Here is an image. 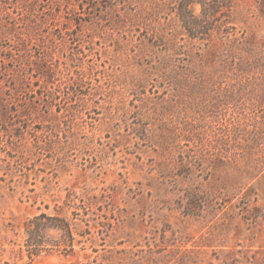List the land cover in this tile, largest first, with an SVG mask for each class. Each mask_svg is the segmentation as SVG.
Listing matches in <instances>:
<instances>
[{
  "label": "rangeland",
  "instance_id": "1",
  "mask_svg": "<svg viewBox=\"0 0 264 264\" xmlns=\"http://www.w3.org/2000/svg\"><path fill=\"white\" fill-rule=\"evenodd\" d=\"M180 1L0 0V264H264V0Z\"/></svg>",
  "mask_w": 264,
  "mask_h": 264
},
{
  "label": "trees",
  "instance_id": "2",
  "mask_svg": "<svg viewBox=\"0 0 264 264\" xmlns=\"http://www.w3.org/2000/svg\"><path fill=\"white\" fill-rule=\"evenodd\" d=\"M199 4L202 14L197 17L193 14L191 6ZM222 4L218 0H181L179 2L178 16L183 27L193 36L207 34L209 25L218 20ZM70 207V201L66 203ZM58 232L60 238L50 239L48 234ZM25 246L30 256H37L43 251H60L66 255L75 253V238L72 225L58 212L56 214L40 213L32 217L25 225Z\"/></svg>",
  "mask_w": 264,
  "mask_h": 264
}]
</instances>
